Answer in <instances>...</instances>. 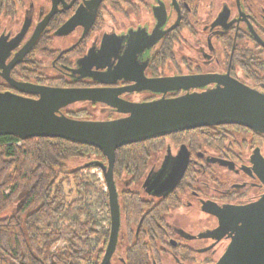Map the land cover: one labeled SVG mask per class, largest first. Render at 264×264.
<instances>
[{
  "label": "flooded vegetation",
  "instance_id": "af4514ba",
  "mask_svg": "<svg viewBox=\"0 0 264 264\" xmlns=\"http://www.w3.org/2000/svg\"><path fill=\"white\" fill-rule=\"evenodd\" d=\"M166 77L181 83H148ZM229 81L264 94V0H0V98L36 99L34 87H56L149 102ZM58 112L89 120L129 114L101 99L71 101ZM149 139L154 148L134 171L138 178L112 170L118 227L106 264L222 262L243 219L264 208V133L218 123ZM181 145L189 154L183 174L173 188L152 192ZM105 189L108 235L92 264H100L109 240ZM241 247L235 243L224 264H233Z\"/></svg>",
  "mask_w": 264,
  "mask_h": 264
},
{
  "label": "water",
  "instance_id": "95a60500",
  "mask_svg": "<svg viewBox=\"0 0 264 264\" xmlns=\"http://www.w3.org/2000/svg\"><path fill=\"white\" fill-rule=\"evenodd\" d=\"M174 82L181 83V78L148 79L149 85L159 88L169 87ZM226 84L223 88L208 92L162 97L149 102H128L116 99L114 95H111V99L103 98L101 95L107 94L97 89L34 87L32 90L40 94L36 99L21 96L0 98V135H16L21 139L32 136L58 137L102 150L106 163L95 161V165L103 171L109 193V240L100 262L106 264L114 247L118 227L117 199L112 182L117 147L218 123H237L264 133V94L237 81ZM84 99L105 100L129 114L111 120H89L71 118L58 112L60 106ZM188 158V150L181 145L170 169L157 190L152 192L173 188L183 174ZM167 159L166 156L161 169L166 167ZM161 173L162 170L160 176ZM152 178L147 176L144 181L148 190L156 185ZM242 227L243 232L234 241L242 244V247L233 264H264V208L249 213L243 219ZM235 243H231L224 259L218 264L227 262L229 254L235 250Z\"/></svg>",
  "mask_w": 264,
  "mask_h": 264
},
{
  "label": "trees",
  "instance_id": "16d2710c",
  "mask_svg": "<svg viewBox=\"0 0 264 264\" xmlns=\"http://www.w3.org/2000/svg\"><path fill=\"white\" fill-rule=\"evenodd\" d=\"M153 146L146 139L117 147L113 170L129 169L138 178L134 171L144 167ZM105 159L99 148L63 138L0 135V264L98 261L107 215L95 211L88 195L97 193L104 205L106 199L84 170Z\"/></svg>",
  "mask_w": 264,
  "mask_h": 264
},
{
  "label": "rangeland",
  "instance_id": "374dc122",
  "mask_svg": "<svg viewBox=\"0 0 264 264\" xmlns=\"http://www.w3.org/2000/svg\"><path fill=\"white\" fill-rule=\"evenodd\" d=\"M75 106H79V104H77ZM94 114L97 117H99L98 116L99 114H97V112H92V115H94ZM85 160H86V158L71 160L69 162V166L78 165ZM84 172L86 173L87 178H89L92 181H96V185L99 186L104 193H106V189H105V185H104V179H103L102 172H101L100 168L92 167L91 169H85ZM93 174H94V177L91 176ZM93 178L94 179L96 178V180H94ZM96 195H97V193L92 192L91 194L88 195V199H89V201L93 202L95 211L98 214H100L101 216H103V215H105V211H106L105 205L100 203V201L99 202L97 201ZM61 244H62V242H61Z\"/></svg>",
  "mask_w": 264,
  "mask_h": 264
},
{
  "label": "built area",
  "instance_id": "2783aa9c",
  "mask_svg": "<svg viewBox=\"0 0 264 264\" xmlns=\"http://www.w3.org/2000/svg\"><path fill=\"white\" fill-rule=\"evenodd\" d=\"M105 185V184H104Z\"/></svg>",
  "mask_w": 264,
  "mask_h": 264
}]
</instances>
